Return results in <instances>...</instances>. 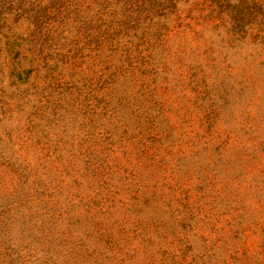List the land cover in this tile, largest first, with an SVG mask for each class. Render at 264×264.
I'll return each mask as SVG.
<instances>
[{
  "label": "rangeland",
  "instance_id": "rangeland-1",
  "mask_svg": "<svg viewBox=\"0 0 264 264\" xmlns=\"http://www.w3.org/2000/svg\"><path fill=\"white\" fill-rule=\"evenodd\" d=\"M0 264H264V0H0Z\"/></svg>",
  "mask_w": 264,
  "mask_h": 264
}]
</instances>
